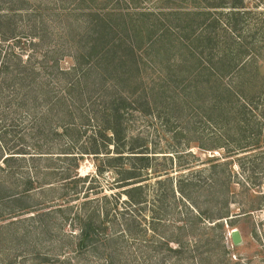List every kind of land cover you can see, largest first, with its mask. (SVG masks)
Listing matches in <instances>:
<instances>
[{
	"label": "rangeland",
	"instance_id": "rangeland-1",
	"mask_svg": "<svg viewBox=\"0 0 264 264\" xmlns=\"http://www.w3.org/2000/svg\"><path fill=\"white\" fill-rule=\"evenodd\" d=\"M212 1L0 0V14L23 9L14 19L20 39L1 45L35 68L34 86L50 88L37 109L0 110V264H264V0H244L236 32L243 44L232 60L209 42L212 19L230 10ZM175 11L170 20L189 26L165 28L172 41L164 43L152 27L169 26L159 13ZM106 45L115 54L103 56ZM75 67L76 78L78 67L87 69V103L117 94L132 103L128 134L149 163L137 178V204L126 195L130 185L110 171L97 175V160L83 153L93 122L70 131L78 139L70 150L68 136L29 131L37 112L52 122L47 107ZM240 96L253 104L242 107ZM20 147L45 152L31 161L13 149L4 165L7 149ZM60 151L83 156L81 179L68 181L75 161ZM29 176L36 182L27 192ZM90 223L95 234L81 242Z\"/></svg>",
	"mask_w": 264,
	"mask_h": 264
},
{
	"label": "trees",
	"instance_id": "trees-1",
	"mask_svg": "<svg viewBox=\"0 0 264 264\" xmlns=\"http://www.w3.org/2000/svg\"><path fill=\"white\" fill-rule=\"evenodd\" d=\"M207 6L215 8V10H217L216 8L221 9L224 7H230L228 12L218 13L219 17L216 16L212 19L211 25L214 29L211 32H208L210 38L209 42L211 45L220 43L226 51L230 52L231 60L233 58L236 59L237 56L233 57V55L243 44V41L238 35H236V32L238 23L243 20L247 14L244 6V0H214L208 3ZM185 11L187 10L185 9ZM3 12V14H0V110H5V107H11L15 111V108L17 110H21L24 106L30 109H37L40 105L38 102L39 98L50 97L49 85H47L48 88L45 87L44 91L34 86L33 84L35 83L36 78L34 77L35 75L33 72L36 73V76L38 75V73L35 71V68L28 70L27 65L25 64L26 62L21 59L20 55L15 53L14 50H5L4 46L1 45V42L8 41L9 39L13 41L20 39V35L16 33L18 28L16 27V22L14 19L17 16L16 13H23V9L16 6V8L8 10L6 9ZM175 12H177L176 15L169 18L168 15H171L173 12L159 13L162 14L160 20L163 19L164 22L168 20L170 23L169 26L166 27V24L157 23V25L155 24L152 27V32H154V35H158V37L163 39L164 43L172 41L170 36L171 32L168 29L165 30V28H169L173 32H182L186 27L189 26L187 23H178L175 21V19V22L171 21L170 19L179 16L177 15L179 12ZM190 13L191 12H185L183 15H190ZM198 15H203V12L198 13ZM181 22H183V20ZM201 34L202 32H198V35ZM219 37L222 38L219 40ZM147 41L151 42V39H148ZM203 42L204 38H202V50H206ZM112 45H116V43H112ZM105 48L106 50L104 53H101L103 56L105 55L108 57L112 54H115L112 47L109 45H106ZM220 57L218 58L220 59ZM86 60L88 59H85V61ZM82 64L84 65L86 62H83ZM89 66H91V64ZM78 68L80 71L77 78V67L64 71L66 74H72L73 79L71 77L70 80L65 82V87L67 88L64 89L58 98H51V104H49L47 108L49 112H54V117L50 118L52 122H44L46 120L45 115L41 114V112H37L36 114L39 115L35 117L36 119H34V121L29 124V131L34 133V135H37L43 132V130L45 131L46 128V130L49 132L53 131L56 137L59 136L61 138H67L68 136V150H70L74 145L73 140L78 141V139H73V137H71L70 131H78L85 124L93 122L94 131L91 133L92 141L89 142L90 147L89 145L86 146L90 149H84L83 153L86 155L92 154L97 160V175L103 174L104 171H110L111 173H114L118 176V182L121 184V186L130 185L131 189L127 190L126 195L132 205L137 204L141 201L136 197H139L142 193L141 185L136 184L137 182H140L137 178L140 176L142 168H147L149 163L148 155H143L145 151H143L144 149L141 147L142 145L137 144V137H130L128 134V127L126 125L128 118L126 116L129 113L128 109L132 106V103H129L120 94L115 96L112 95V97H109V100L106 99L99 102L97 99H94L92 100V103H87V100L90 98L86 84L87 78L89 76L87 69H82L81 67ZM207 70H209V68H207ZM214 74L215 73L211 72L212 76ZM199 75L201 74L199 73ZM221 75H223V72L220 73V76ZM203 76L206 77L205 73ZM204 82H206V80ZM30 92L31 94L29 95ZM218 96L223 97L220 94H218ZM241 99L245 100V104H241L242 107H244V105H252L254 101V98L247 99L246 97L245 99L242 97ZM86 103L87 107L85 110L83 106ZM35 105H37V107L33 108ZM89 106L93 107L92 113L88 110ZM217 106L219 109H223L221 103H217ZM207 112L208 114H211V111ZM74 113H76L77 116L78 113H80V120L83 119V121L78 122ZM237 113L244 114V112L240 110L237 111ZM84 117L86 118L87 123L84 122ZM40 137L43 138L45 136L43 135ZM3 146L4 145H2V148H4ZM13 149L14 151H17V154L29 155V157H31V161L36 158L41 159L43 157L41 154L45 152L43 149L36 154H31L30 152H26V147L7 149V151L10 152H8V154L2 158L4 165L13 160ZM125 152L130 153L131 155L129 154L125 156ZM57 153L64 154V156L60 157H65V159L72 157L71 159L75 161V173L73 175H68L71 177L68 181L74 180V182H76L78 179H81L77 173V168L79 160H81L83 156L74 154L75 152L72 151H60ZM34 179L30 176L26 178V188L31 187L26 189L27 192H30L35 188V186L32 185L36 182ZM1 190L2 189L0 187V191ZM0 198H6V195H2ZM143 199L145 200L146 198ZM95 226L96 225L94 223H90L88 225V227L82 233L80 238L81 242H85L87 239L91 238L93 234H95Z\"/></svg>",
	"mask_w": 264,
	"mask_h": 264
},
{
	"label": "water",
	"instance_id": "water-1",
	"mask_svg": "<svg viewBox=\"0 0 264 264\" xmlns=\"http://www.w3.org/2000/svg\"><path fill=\"white\" fill-rule=\"evenodd\" d=\"M231 238H232V241L237 244L241 241V236H240V233L237 229H233L231 231Z\"/></svg>",
	"mask_w": 264,
	"mask_h": 264
}]
</instances>
